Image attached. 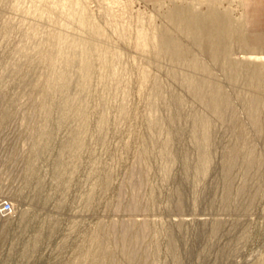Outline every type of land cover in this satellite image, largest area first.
Segmentation results:
<instances>
[{"label":"rangeland","instance_id":"1","mask_svg":"<svg viewBox=\"0 0 264 264\" xmlns=\"http://www.w3.org/2000/svg\"><path fill=\"white\" fill-rule=\"evenodd\" d=\"M6 201L0 264H264V0H0Z\"/></svg>","mask_w":264,"mask_h":264},{"label":"bare ground","instance_id":"2","mask_svg":"<svg viewBox=\"0 0 264 264\" xmlns=\"http://www.w3.org/2000/svg\"><path fill=\"white\" fill-rule=\"evenodd\" d=\"M194 24V27H195V23H193ZM34 47V46H33ZM30 51V50H29ZM33 51H35V50H33ZM28 52V51H27ZM33 53V52H32ZM31 56V55H30ZM33 56V55H32ZM31 56V57H32ZM65 69V68H64ZM35 72V71H34ZM66 72V71H65ZM187 73L189 72V71H186ZM190 73V72H189ZM189 73L188 74H185V76H186V78L188 79V80H190V78H192L191 77V75H189ZM31 77V76H30ZM257 77H259L258 75H256V76H254V79L255 78H257ZM256 81H258V79H256ZM255 84L258 86L259 84H258V82H255ZM255 85V86H256ZM209 86V84H208V82L207 81H202L201 82V84L199 85V86H197V88H198V94L200 95V98L202 99V100H204L205 101V103L207 104V105H209L210 107H213V108H216V105H217V102H218V99L216 98V96H214V92H211V93H206V90H205V88L206 87H208ZM257 92V91H256ZM260 98H261V96H260V94H258V93H256L255 95H254V98H253V100H251V105H252V107L254 108V109H256V107H257V105L259 104V102H260Z\"/></svg>","mask_w":264,"mask_h":264},{"label":"built area","instance_id":"3","mask_svg":"<svg viewBox=\"0 0 264 264\" xmlns=\"http://www.w3.org/2000/svg\"><path fill=\"white\" fill-rule=\"evenodd\" d=\"M12 203L11 202H3L1 205H0V212L3 213V214H7V213H10L11 210H12Z\"/></svg>","mask_w":264,"mask_h":264}]
</instances>
